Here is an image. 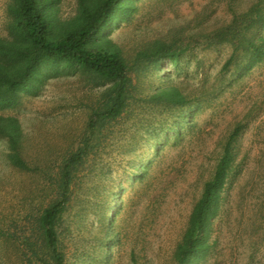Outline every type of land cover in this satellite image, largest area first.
Here are the masks:
<instances>
[{
	"label": "rangeland",
	"instance_id": "374dc122",
	"mask_svg": "<svg viewBox=\"0 0 264 264\" xmlns=\"http://www.w3.org/2000/svg\"><path fill=\"white\" fill-rule=\"evenodd\" d=\"M11 1L0 0V38L7 37ZM256 8L263 14L264 0H142L108 36L131 81L127 106L94 132L89 127L112 84L81 71L2 113L21 124L28 169L9 163L0 139V264H41L31 251L39 243L37 219L59 169L84 140L94 147L56 223L61 264H173L203 185L237 128L234 171L201 264H264V60L248 71L238 56L227 66L233 47L215 39ZM76 14L75 0H61L62 20ZM155 41L185 54L176 66L153 62ZM170 86L183 90L189 107L151 102Z\"/></svg>",
	"mask_w": 264,
	"mask_h": 264
},
{
	"label": "trees",
	"instance_id": "16d2710c",
	"mask_svg": "<svg viewBox=\"0 0 264 264\" xmlns=\"http://www.w3.org/2000/svg\"><path fill=\"white\" fill-rule=\"evenodd\" d=\"M75 1L77 14L70 20L61 18V0H12L8 6L7 37L0 38V139L7 143L9 163L21 171L28 169L21 158L23 130L17 119L4 117L2 113L18 107L24 97H36L50 81L81 71L112 84L106 93L104 109L95 115V123L89 127L92 132L98 123L119 118L127 106L131 81L126 76L124 59L110 48L108 36L118 24L132 17L142 0ZM215 35L220 44L233 47L227 66L238 56L239 61L235 63L248 71L264 60L261 9L234 17L231 24ZM150 51L149 59L153 62L163 59L174 66L185 54L184 49L181 53L160 41L152 43ZM149 99L156 105L174 109H184L192 103L183 90L173 86L157 91ZM237 132L238 128L230 134L211 178L203 185L173 253V264H201L212 248L211 226L220 210L225 185L234 171L231 146ZM93 147L84 140L55 177L52 198L37 219L39 243L36 248L32 245L31 250L41 264H61L64 259L58 246L56 223L69 200L74 173Z\"/></svg>",
	"mask_w": 264,
	"mask_h": 264
}]
</instances>
